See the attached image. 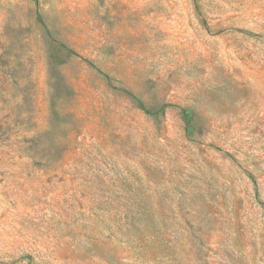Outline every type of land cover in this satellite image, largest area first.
Returning <instances> with one entry per match:
<instances>
[{"label": "rangeland", "instance_id": "1", "mask_svg": "<svg viewBox=\"0 0 264 264\" xmlns=\"http://www.w3.org/2000/svg\"><path fill=\"white\" fill-rule=\"evenodd\" d=\"M0 264H264V0H0Z\"/></svg>", "mask_w": 264, "mask_h": 264}, {"label": "trees", "instance_id": "2", "mask_svg": "<svg viewBox=\"0 0 264 264\" xmlns=\"http://www.w3.org/2000/svg\"><path fill=\"white\" fill-rule=\"evenodd\" d=\"M182 118H183V121H184V124H185V128H188L190 126V120H191L189 112L185 110L182 113Z\"/></svg>", "mask_w": 264, "mask_h": 264}]
</instances>
